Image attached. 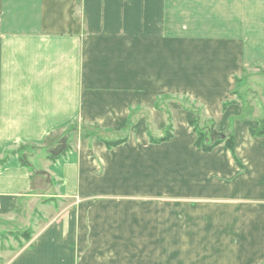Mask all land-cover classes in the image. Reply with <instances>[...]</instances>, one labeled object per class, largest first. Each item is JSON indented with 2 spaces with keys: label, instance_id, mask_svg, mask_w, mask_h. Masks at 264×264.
<instances>
[{
  "label": "crops",
  "instance_id": "1",
  "mask_svg": "<svg viewBox=\"0 0 264 264\" xmlns=\"http://www.w3.org/2000/svg\"><path fill=\"white\" fill-rule=\"evenodd\" d=\"M260 68L264 0H0V159L75 121L120 136L0 164L1 221L32 232L0 263L264 264V135L233 93ZM182 97L235 155L195 144Z\"/></svg>",
  "mask_w": 264,
  "mask_h": 264
},
{
  "label": "rangeland",
  "instance_id": "2",
  "mask_svg": "<svg viewBox=\"0 0 264 264\" xmlns=\"http://www.w3.org/2000/svg\"><path fill=\"white\" fill-rule=\"evenodd\" d=\"M247 74V73H246ZM238 92L239 94H235L236 96L235 101L239 102L243 106L244 114H254L252 118L254 119H260L264 115V69H253L251 72L248 73V75H245L244 81L238 86ZM202 124L204 123L201 122ZM87 126V127H86ZM68 127V126H67ZM67 127L64 129L63 134L60 135L57 146L53 147L52 145H47L45 148H42L40 145L35 144H29L27 151L30 149V151L34 152V156H37L40 158L48 159V156L51 153H58L61 148H63L66 143L68 144V141L73 137L75 139L78 136L82 135L83 130L88 129V131L94 132V127L92 128L91 125H84V124H78L77 127L70 129L68 132ZM97 129V128H96ZM95 129V135L99 136L101 138H110L113 139V137H120L119 135L112 134L111 132H108L104 129ZM97 132V134H96ZM113 136V137H112ZM213 137V136H212ZM49 155H46V154ZM46 155V156H45ZM27 155L25 154V157ZM33 156V157H34ZM36 160V158H35ZM33 161L35 163V166L40 165L41 163L39 160ZM35 204L37 207L41 206L39 201H35ZM40 204V205H39ZM30 213H32V205L27 208ZM31 215V214H30ZM35 215L37 217V212L35 211L32 216ZM13 225H4V222L1 221L0 218V250L6 249L9 245L13 246V251H18L21 247L25 245V242H27V239L29 235L31 236V230H25L27 227V224L22 225V219L18 220V224ZM23 228H25V231H21ZM14 230L15 233H8L7 230ZM17 229H20L17 231ZM1 264V263H0Z\"/></svg>",
  "mask_w": 264,
  "mask_h": 264
},
{
  "label": "trees",
  "instance_id": "3",
  "mask_svg": "<svg viewBox=\"0 0 264 264\" xmlns=\"http://www.w3.org/2000/svg\"><path fill=\"white\" fill-rule=\"evenodd\" d=\"M244 74L246 75V71L244 72ZM244 74L241 77H237V79H236L237 88H235L233 93H235L237 95L239 94L238 86L244 81V78H245ZM178 99L182 102V104L186 108L190 109L195 114V119L191 120L190 124H191L194 132L197 135L195 144L199 148H201L204 151H211L217 145L223 143L235 155V153H234L235 135L233 132L218 131L215 128L214 120L212 118L205 116L203 108L200 105H198L197 102H195V101H193L187 97H182V98H178ZM233 102L234 101H226L223 104V107L225 108L227 105H229ZM165 111L167 114L166 132H165L164 136H162L160 138H152L153 141L161 142V141L169 139L172 135L173 126H172L171 113L169 112L168 109ZM203 121H204V123L202 124L201 122H203ZM78 124L79 123L77 121L71 123L70 125H68L66 131L68 132L70 129L72 130L73 128L77 127ZM91 126H92V128L94 127V132H91V131H88V129H85V130H83L81 136L100 138L99 136L95 135V129L96 128L101 129V128L97 125H91ZM250 133L253 136H263L264 135V115H263V117L260 118L259 125L255 128L250 129ZM96 134H97V132H96ZM125 140H126L125 138H118L116 140H104V141L108 147H114V146H117L120 143L124 142ZM28 145L29 144H20L16 149L11 150L8 153H6V155L2 159H0V164H3L11 154H17L19 156L21 163L25 166H28L29 164H28L27 159L25 157V152H26L27 148L29 147ZM67 149H68V144L66 143L65 148L63 147L62 149H60V152H58L56 154L55 153H51L50 155L48 154L49 155L48 157L51 160H55V159L59 158L60 156H62L66 152Z\"/></svg>",
  "mask_w": 264,
  "mask_h": 264
}]
</instances>
